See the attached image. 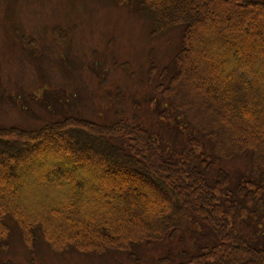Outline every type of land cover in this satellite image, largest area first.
Instances as JSON below:
<instances>
[{"label":"trees","instance_id":"obj_1","mask_svg":"<svg viewBox=\"0 0 264 264\" xmlns=\"http://www.w3.org/2000/svg\"><path fill=\"white\" fill-rule=\"evenodd\" d=\"M114 1L145 12L155 31L184 24L174 71L158 89L186 144L165 146L124 117L98 123L67 115L35 129L0 126V264H13L3 255L5 217L30 254L37 241L56 251L129 252L140 243L180 240L202 223L214 239L177 264H264V245L250 243L236 218L241 209L264 210V1ZM199 95L204 109L193 100ZM243 152L250 178L228 186L222 169L208 178L213 162ZM111 171L123 173L114 179ZM127 176L137 181L126 183Z\"/></svg>","mask_w":264,"mask_h":264},{"label":"rangeland","instance_id":"obj_2","mask_svg":"<svg viewBox=\"0 0 264 264\" xmlns=\"http://www.w3.org/2000/svg\"><path fill=\"white\" fill-rule=\"evenodd\" d=\"M183 28L178 23L155 31L145 12L114 0H0V126L35 129L67 115L99 123L124 117L165 146H183L186 140L176 126V112L158 89L174 71L172 61ZM252 51L247 54L254 55ZM180 93L187 97L185 85ZM203 98L193 99L201 109ZM164 108L169 116L163 114ZM203 113L212 120L209 111ZM217 169L228 174V186L251 177L246 152L213 162L209 179ZM110 173L118 179L123 172ZM123 179L137 181L130 176ZM138 187H143L142 182ZM237 217L241 234L252 244L264 245V210L250 214L241 209ZM5 221L9 232L3 255L13 264H177L187 262L214 239L198 223L180 240L140 243L129 252L96 253L73 247L56 251L37 241L30 254L14 221L8 217Z\"/></svg>","mask_w":264,"mask_h":264}]
</instances>
